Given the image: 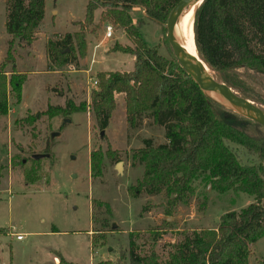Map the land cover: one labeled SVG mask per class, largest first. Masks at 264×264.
Wrapping results in <instances>:
<instances>
[{
    "label": "trees",
    "instance_id": "trees-1",
    "mask_svg": "<svg viewBox=\"0 0 264 264\" xmlns=\"http://www.w3.org/2000/svg\"><path fill=\"white\" fill-rule=\"evenodd\" d=\"M180 0H87L82 29L93 23L98 8L105 11L102 21L122 29L133 47L115 43L111 52L131 55L129 72L96 75L97 89L91 92L90 104H75L67 99L63 107L48 105L44 115L69 118L89 108L100 132L110 124L116 107L115 94H122L128 126L136 128L142 120L163 129L165 143L155 145L145 138L142 147L131 153V166L142 167L141 179L132 188L149 196L162 194L166 216L187 206L195 192V183H211L218 193L240 192L254 197V203L239 212H226L214 229L182 233L180 241L169 245L167 256L160 260L154 251L139 254L130 243L126 255L115 263L97 264H249L251 246L264 236V127L208 98L174 58L165 37L170 12ZM144 11L148 21L156 23L164 35L168 57L149 47L129 15L134 8ZM45 0H6L5 32L9 36L5 61L14 64V44L30 46L44 19ZM85 26V27H83ZM195 52L216 77L241 97L264 107V0H203L193 15ZM86 38L81 32L66 33L45 43L49 66L77 64L85 56ZM0 64V118L8 113V99L20 103L26 76L14 71L7 77ZM262 94L249 84H256ZM33 115L22 123L28 127ZM236 148L255 157L258 163L241 164ZM115 151L107 150L106 158ZM104 155L90 153V172L100 176ZM30 168L23 172L26 184L37 175L39 160L28 159ZM2 167L0 166V179ZM97 204L102 205L98 202ZM163 226L170 224L163 221ZM156 240L158 235H153ZM58 264H73L58 257ZM255 264H264L259 258Z\"/></svg>",
    "mask_w": 264,
    "mask_h": 264
},
{
    "label": "rangeland",
    "instance_id": "rangeland-1",
    "mask_svg": "<svg viewBox=\"0 0 264 264\" xmlns=\"http://www.w3.org/2000/svg\"><path fill=\"white\" fill-rule=\"evenodd\" d=\"M86 3L45 0V18L36 40L30 46L16 42L11 48L15 63L10 64L5 61L9 39L4 27L6 0H0V64L4 63L7 77L14 68L27 78L20 103L10 97L7 116L0 118V264H53V257L63 256L76 264L115 263L126 255L130 243L139 254L154 251L164 260L169 245L180 241L182 233L214 229L224 213L239 212L254 203L251 195L234 191L220 194L211 183L198 180L189 204L179 205L166 216L162 194L149 196L132 189L142 176L141 166H131L132 151L142 147L145 138L155 145L165 143V139L163 129L145 119L130 128L118 94L114 95L116 107L110 124L102 134L89 108L69 118L44 115L48 105L63 107L67 99L89 105L98 73L133 69L131 55L111 52L115 43L133 45L122 29L102 21L103 8L94 12L90 26L80 27ZM131 17L144 21L138 31L147 46H158V53L168 57L160 27L145 20L137 7L131 9ZM106 25L113 29L109 39L103 38ZM82 30L88 45L85 56L71 64L75 71H69L68 65L49 66L45 43ZM96 33L99 37L95 39ZM255 80L256 84L249 85L262 94L258 82L263 78L255 76ZM29 115L35 120L28 127L21 121ZM107 150L117 155L106 158ZM93 151L104 155L100 176L90 172ZM236 152L241 164L258 163L243 149L236 148ZM33 154L47 157L39 159L38 180L26 184L23 172L29 170L28 159ZM163 221L170 226H163ZM153 235H158L156 240ZM251 253L249 264L264 258V236L253 244Z\"/></svg>",
    "mask_w": 264,
    "mask_h": 264
},
{
    "label": "water",
    "instance_id": "water-1",
    "mask_svg": "<svg viewBox=\"0 0 264 264\" xmlns=\"http://www.w3.org/2000/svg\"><path fill=\"white\" fill-rule=\"evenodd\" d=\"M203 0H180L172 9L164 25L166 29V39L174 55L175 60L186 74L202 89L210 91L212 96L205 95L211 100L218 102L233 112L250 119L264 127V109L256 103L241 97L237 92L229 88L221 80L215 78L210 73L201 68L194 59L184 53L179 46V36L177 32V21L185 9L199 6ZM196 7V9H197ZM195 9V11H196ZM196 53V52H195ZM196 57L205 67H207L196 54ZM208 68V67H207ZM209 69V68H208ZM103 131L101 132V134ZM54 136V134H52ZM47 155L33 154L32 160H39ZM116 170L120 172V163L116 164Z\"/></svg>",
    "mask_w": 264,
    "mask_h": 264
},
{
    "label": "bare ground",
    "instance_id": "bare-ground-1",
    "mask_svg": "<svg viewBox=\"0 0 264 264\" xmlns=\"http://www.w3.org/2000/svg\"><path fill=\"white\" fill-rule=\"evenodd\" d=\"M196 7L197 6L190 7L189 9H185L186 12L183 14V12L185 11L184 10L177 21L176 26L179 36V46L181 50L184 53H186L188 56H190L192 59H194V61H196V63H198V65H200L203 70H205L206 72L210 73L212 76L217 78L216 75L210 69L205 67L203 63H201V61H199L196 57L194 41H193V15ZM204 92L208 96H212L209 90L204 89Z\"/></svg>",
    "mask_w": 264,
    "mask_h": 264
},
{
    "label": "crops",
    "instance_id": "crops-1",
    "mask_svg": "<svg viewBox=\"0 0 264 264\" xmlns=\"http://www.w3.org/2000/svg\"><path fill=\"white\" fill-rule=\"evenodd\" d=\"M139 9H140V8H139ZM132 10H133V8H132ZM140 13H141L142 16L145 18V20H147L146 17H145V13H144V11L140 9ZM129 15H130V17H131V10L129 11ZM44 18H45V14H44ZM131 19H132V22L135 24L136 21H135L132 17H131ZM141 20H142V19H141ZM43 21H44V19L42 20L41 24L43 23ZM142 21H143V20H142ZM143 22H144V21H143ZM122 31H123V30H122ZM94 37H95V39H96V38H98L99 36H98V34L96 33V34H94ZM87 43H88V42H87ZM87 45H88V44H87ZM96 47H98V46H95V48H96ZM95 48H94V49H95ZM94 49H93V51H94ZM93 51H92V52H93ZM28 56H31V54L29 53ZM93 61H94V60H93ZM94 63H95V61H94ZM110 72H111V71H110ZM116 96H118V97L121 98V101H122V103H123L122 106H123V109H124L125 106H124V97H123V95H122V94H118V95H116ZM124 110H125V109H124ZM28 111H30V110H28ZM88 235H89V232H88ZM252 246H253V245H252ZM252 246H251V247H252ZM63 257H64V256H63ZM63 257H62V258H63ZM103 257H104V256H103ZM63 259H64V258H63ZM64 260H66V259H64ZM66 261H68V260H66ZM68 262H71V260L68 261ZM57 263H58V258H57V257H53V264H57ZM71 263L76 264V263H74V262H71ZM90 264H91V263H90Z\"/></svg>",
    "mask_w": 264,
    "mask_h": 264
},
{
    "label": "built area",
    "instance_id": "built-area-1",
    "mask_svg": "<svg viewBox=\"0 0 264 264\" xmlns=\"http://www.w3.org/2000/svg\"><path fill=\"white\" fill-rule=\"evenodd\" d=\"M112 34H113L112 26H111V25H106V26H105V30H104V36H103V38H104V39H109V38H111ZM68 70L71 71V72L75 71V69L72 67V65H68ZM92 84H93L94 86H96V85H97V81L94 80V81L92 82ZM16 239H17V240H20L21 237H20V236H16Z\"/></svg>",
    "mask_w": 264,
    "mask_h": 264
}]
</instances>
